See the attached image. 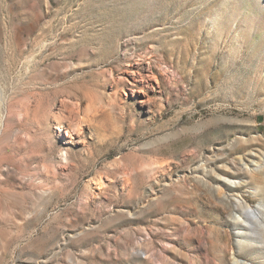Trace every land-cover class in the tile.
Segmentation results:
<instances>
[{
  "label": "rangeland",
  "instance_id": "rangeland-1",
  "mask_svg": "<svg viewBox=\"0 0 264 264\" xmlns=\"http://www.w3.org/2000/svg\"><path fill=\"white\" fill-rule=\"evenodd\" d=\"M0 264H264V0H0Z\"/></svg>",
  "mask_w": 264,
  "mask_h": 264
},
{
  "label": "bare ground",
  "instance_id": "bare-ground-1",
  "mask_svg": "<svg viewBox=\"0 0 264 264\" xmlns=\"http://www.w3.org/2000/svg\"><path fill=\"white\" fill-rule=\"evenodd\" d=\"M148 62V61H147ZM137 74L139 76V79H137ZM128 76H125V79L130 82V83H134V84H139V81L140 80V87H146L148 88L149 90H154L155 87H159L160 84H159V78L158 76L155 74V72L153 71V69L147 65V66H143L141 67L140 70L136 71V70H132L131 72H128L127 73ZM144 84V85H143ZM137 92H143V95L141 96V98L139 99V102L141 103V105H144V104H148L150 103V101L152 100L151 97L144 93V91L139 88L136 90ZM79 117V116H78ZM81 117V116H80ZM77 120V119H76ZM79 122H72L70 124V127H71V133L69 132H65L66 136H68L70 139L74 138V136L76 135L77 137H79V134H80V126L78 125ZM61 127V125H60ZM59 126H55V129L56 130H61ZM81 142V140H78V142ZM224 179L229 182L232 186H237V184L240 182L239 180H235V179H230L228 176H223Z\"/></svg>",
  "mask_w": 264,
  "mask_h": 264
}]
</instances>
